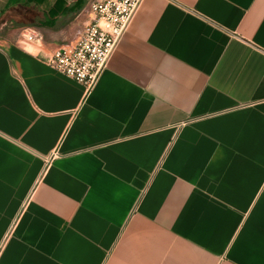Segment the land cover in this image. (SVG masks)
<instances>
[{
  "label": "crops",
  "instance_id": "0c3cea01",
  "mask_svg": "<svg viewBox=\"0 0 264 264\" xmlns=\"http://www.w3.org/2000/svg\"><path fill=\"white\" fill-rule=\"evenodd\" d=\"M91 1L0 0V264H264V0H141L85 88Z\"/></svg>",
  "mask_w": 264,
  "mask_h": 264
},
{
  "label": "built area",
  "instance_id": "2783aa9c",
  "mask_svg": "<svg viewBox=\"0 0 264 264\" xmlns=\"http://www.w3.org/2000/svg\"><path fill=\"white\" fill-rule=\"evenodd\" d=\"M141 0H93L88 9L89 21L68 47H61L44 57L55 71L85 88L92 86L114 49ZM26 42L37 37L22 33Z\"/></svg>",
  "mask_w": 264,
  "mask_h": 264
}]
</instances>
